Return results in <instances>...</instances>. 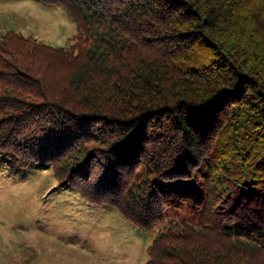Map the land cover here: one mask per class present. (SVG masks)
Segmentation results:
<instances>
[{"label": "trees", "instance_id": "1", "mask_svg": "<svg viewBox=\"0 0 264 264\" xmlns=\"http://www.w3.org/2000/svg\"><path fill=\"white\" fill-rule=\"evenodd\" d=\"M36 1L76 33L0 36V151L141 230L201 205L144 264H264V0Z\"/></svg>", "mask_w": 264, "mask_h": 264}, {"label": "rangeland", "instance_id": "2", "mask_svg": "<svg viewBox=\"0 0 264 264\" xmlns=\"http://www.w3.org/2000/svg\"><path fill=\"white\" fill-rule=\"evenodd\" d=\"M6 30L53 47L76 33L62 7L36 0H0V36ZM201 208L181 199L161 223L141 230L115 208L59 186L50 170L0 151V264H144L158 230L168 221L197 223Z\"/></svg>", "mask_w": 264, "mask_h": 264}]
</instances>
